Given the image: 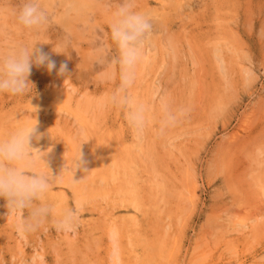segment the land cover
Instances as JSON below:
<instances>
[{
	"label": "rangeland",
	"instance_id": "obj_1",
	"mask_svg": "<svg viewBox=\"0 0 264 264\" xmlns=\"http://www.w3.org/2000/svg\"><path fill=\"white\" fill-rule=\"evenodd\" d=\"M67 2L43 0L39 34L0 5V49L42 41L67 67L32 65L34 95L0 94V135L36 119L29 144L44 155L31 166L79 223L21 236L0 198V264H264V0H134L152 25L129 89L145 106L140 130L106 102L114 68L95 62L116 55L115 0ZM163 107L180 113L174 124L162 126ZM79 149L86 174L72 172Z\"/></svg>",
	"mask_w": 264,
	"mask_h": 264
},
{
	"label": "clouds",
	"instance_id": "obj_2",
	"mask_svg": "<svg viewBox=\"0 0 264 264\" xmlns=\"http://www.w3.org/2000/svg\"><path fill=\"white\" fill-rule=\"evenodd\" d=\"M4 3L5 0H0V5ZM9 6L14 21L20 28L39 34L50 27V11L43 0H10ZM110 6L113 10L107 31L115 46L116 55L109 57L106 50L95 62L103 64L104 67L112 65L114 68L112 75L116 86L106 102L124 111L129 125L135 130H140L144 126L145 106L142 101L130 95L129 89L134 84L136 66L141 59V42L150 32L152 25L144 14L135 9L134 0H115ZM62 7L67 12L86 5H77L69 0ZM37 42L42 41L0 49V94L25 97L34 95L33 85L28 79L31 66L42 65L49 73L56 68L55 62L48 54L35 47ZM53 51L63 52L54 49ZM56 74L66 75V64L61 63L56 68ZM178 115L179 112L174 113L163 107L162 126L174 124ZM36 124L34 119L30 125L21 123L6 134L0 135V198L5 199L8 210L20 213L14 227L21 236L39 229L48 222H51L57 231L70 232L78 226L80 209L58 208L47 200L46 194L54 177L52 174H41L31 166L34 154H39L40 159L44 155L29 144L30 138L40 139L41 133L37 131ZM84 163L79 149V154L73 161L72 172L80 168L86 174L88 170L84 168Z\"/></svg>",
	"mask_w": 264,
	"mask_h": 264
},
{
	"label": "bare ground",
	"instance_id": "obj_3",
	"mask_svg": "<svg viewBox=\"0 0 264 264\" xmlns=\"http://www.w3.org/2000/svg\"><path fill=\"white\" fill-rule=\"evenodd\" d=\"M76 2H77V1H76ZM82 3H83V2H82ZM2 5H3V4H2ZM79 5H80V4H79ZM86 11H87V10H86ZM78 13H79V12H78ZM16 25H17V24H16ZM69 26H70V25H69ZM67 28H68V27H67ZM67 30H68V29H67ZM49 38H50V37H49ZM0 45H1V44H0ZM42 46H43V45H42ZM46 47H47V46H46ZM44 48H45V47H44ZM41 49H42V48H41ZM217 49H218V48H217ZM43 51H44V50H43ZM219 53H220V52H219ZM249 72H250V71H249ZM130 185H131V184H130ZM125 190H126V189H125ZM130 190H131V189H130ZM116 228H117V227H116ZM157 244H158V243H157ZM159 244H160V243H159ZM159 244H158V245H159ZM155 245H156V244H155ZM161 245H162V244H161ZM153 246H154V245H153ZM153 246H152V247H153ZM156 246H157V245H156ZM154 248H155L156 251H157V248H156V247H154ZM158 249H159V246H158ZM153 250H154V249H153ZM153 250H152V251H153ZM156 251H155V252L153 251V252L156 253ZM160 251H161V250H160ZM163 252H164V251H163ZM161 253H162V251H161ZM150 255H151V254H150ZM152 255H153V254H152ZM160 256H161V255H160ZM153 257H154V256H153Z\"/></svg>",
	"mask_w": 264,
	"mask_h": 264
}]
</instances>
